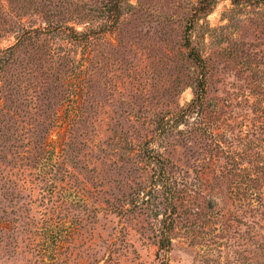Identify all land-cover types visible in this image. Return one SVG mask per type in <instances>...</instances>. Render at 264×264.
Returning <instances> with one entry per match:
<instances>
[{
	"label": "rangeland",
	"instance_id": "rangeland-1",
	"mask_svg": "<svg viewBox=\"0 0 264 264\" xmlns=\"http://www.w3.org/2000/svg\"><path fill=\"white\" fill-rule=\"evenodd\" d=\"M236 1L0 0V264H264V5Z\"/></svg>",
	"mask_w": 264,
	"mask_h": 264
},
{
	"label": "trees",
	"instance_id": "trees-1",
	"mask_svg": "<svg viewBox=\"0 0 264 264\" xmlns=\"http://www.w3.org/2000/svg\"><path fill=\"white\" fill-rule=\"evenodd\" d=\"M259 3L261 2V4L264 5V0H257ZM203 2V1H201ZM234 4L238 5L239 3L234 0ZM211 7H212V4L209 3L207 4L206 6L203 4V3H200V7L196 9L197 11V16L202 18L204 16H207L208 13L211 11ZM200 15V16H199ZM198 17L196 19H198ZM200 20V19H198ZM197 21V20H195ZM193 24H191L192 26ZM190 26V27H191ZM90 40V39H89ZM192 37L190 35V33L188 32L186 34V37H185V45L189 47H191L192 45ZM191 57V59L195 62V64L197 66H199L200 68H207L208 67V64L206 63V61L204 60L203 58V55L202 53L200 52V49L198 48H195V47H192L191 49V53L189 55V58ZM204 80H200L199 82V90L198 92L196 93V100L194 101V104L195 106H197V108H201L202 105H203V102H204V99H205V94H206V89H205V85H204ZM258 167L257 166H254V168L256 169ZM260 171H264V164H262L261 168H260ZM264 173V172H263ZM259 179V178H258ZM165 228L162 230V235H161V238H160V244H159V249L161 251H164V252H167L168 249L170 248L171 246V243H172V238L170 237V231L171 229H167V231L165 232ZM249 240L252 241L253 240V237H249ZM161 264H167V260L164 258L163 260L160 261Z\"/></svg>",
	"mask_w": 264,
	"mask_h": 264
}]
</instances>
